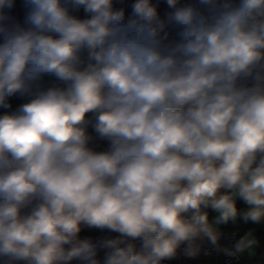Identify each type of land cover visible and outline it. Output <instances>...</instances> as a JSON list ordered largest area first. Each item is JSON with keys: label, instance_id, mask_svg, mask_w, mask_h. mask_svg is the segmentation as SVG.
I'll list each match as a JSON object with an SVG mask.
<instances>
[{"label": "clouds", "instance_id": "1", "mask_svg": "<svg viewBox=\"0 0 264 264\" xmlns=\"http://www.w3.org/2000/svg\"><path fill=\"white\" fill-rule=\"evenodd\" d=\"M258 231L264 0H0V264H242Z\"/></svg>", "mask_w": 264, "mask_h": 264}, {"label": "crops", "instance_id": "2", "mask_svg": "<svg viewBox=\"0 0 264 264\" xmlns=\"http://www.w3.org/2000/svg\"><path fill=\"white\" fill-rule=\"evenodd\" d=\"M258 235L261 238V240L264 241V232L258 231ZM260 252L264 253V249H261ZM248 263L249 264H264V255H261L260 253H258L257 256L254 258H251Z\"/></svg>", "mask_w": 264, "mask_h": 264}, {"label": "built area", "instance_id": "3", "mask_svg": "<svg viewBox=\"0 0 264 264\" xmlns=\"http://www.w3.org/2000/svg\"><path fill=\"white\" fill-rule=\"evenodd\" d=\"M249 227H251V225H242L241 226V228L243 229V230H246L247 228H249ZM212 259V261H213V264H216V259H215V257H213V258H211Z\"/></svg>", "mask_w": 264, "mask_h": 264}, {"label": "rangeland", "instance_id": "4", "mask_svg": "<svg viewBox=\"0 0 264 264\" xmlns=\"http://www.w3.org/2000/svg\"><path fill=\"white\" fill-rule=\"evenodd\" d=\"M248 260H249V259H247V258L243 259V260H242V264H249V263H248V262H249Z\"/></svg>", "mask_w": 264, "mask_h": 264}]
</instances>
